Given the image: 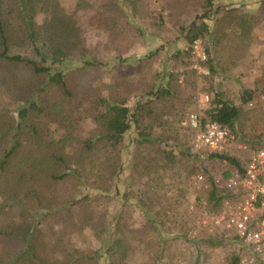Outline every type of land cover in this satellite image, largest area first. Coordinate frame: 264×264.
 <instances>
[{"label": "trees", "instance_id": "1", "mask_svg": "<svg viewBox=\"0 0 264 264\" xmlns=\"http://www.w3.org/2000/svg\"><path fill=\"white\" fill-rule=\"evenodd\" d=\"M122 1L108 0V5L125 11ZM243 1L241 8L249 9ZM52 2L0 0V183L9 179L19 182L18 200L0 204V264H56V253L69 258V264H76L78 258L93 263L106 258L102 264H125L135 251L133 240H141L149 229L154 232L165 227L170 219L168 206L160 208L166 194H149L146 180L143 190L135 189L142 175L164 168L175 173L181 165L185 170L198 158L187 150H168L166 142L151 130L156 112L177 113L176 82L170 74L152 67L159 50L125 60L116 51L110 63H105L89 58L79 48L73 55L80 68L68 69L62 51L46 55L36 43L42 29L52 35L60 32L57 26L62 25V18L54 16V21L42 26L35 20L38 12L53 7ZM173 2L185 13L189 0ZM191 3V8L202 13L181 33L179 44H184V52L178 49L170 58L177 59L181 53L192 56L191 43L201 39L207 56L203 65L214 74L215 50L226 47V41L233 45L239 37L250 39L263 16L241 11L238 5L219 6L218 0ZM55 9L53 15L60 12L57 6ZM259 10L263 13L264 0ZM125 61H130L129 72L119 67ZM83 68L100 72L99 78L91 80L98 83L93 89L75 81L76 76L83 77ZM217 69L222 74L223 69ZM143 70L149 79L136 87L140 91L131 108L135 87L130 72L142 75ZM244 94L242 100L247 101L253 92ZM215 106L210 121L226 127L232 140L249 145L251 153L264 145L247 130L248 111L220 94H215ZM85 118L92 121L94 129L88 138H81L77 123ZM130 130L133 135L128 140ZM218 153L209 152V157L233 166V175L242 174L243 167L236 159ZM180 156L186 157L185 163ZM227 199L237 196L210 183L206 202L211 209L220 208ZM111 203L119 208L109 212ZM134 208L145 213V232L126 224L127 211ZM74 233L93 236L102 246L66 252V237ZM82 252L85 255L80 256ZM231 262L238 264L239 258L233 256Z\"/></svg>", "mask_w": 264, "mask_h": 264}, {"label": "rangeland", "instance_id": "2", "mask_svg": "<svg viewBox=\"0 0 264 264\" xmlns=\"http://www.w3.org/2000/svg\"><path fill=\"white\" fill-rule=\"evenodd\" d=\"M51 1L53 7H46L38 12L35 20L42 26L46 22L54 21V16L62 18V25L57 26L60 32L52 35L42 29L37 35L36 43L46 55H51L55 50L62 51L67 56V61L63 64L68 69L75 71L80 68L81 65L76 62L78 58L73 55L79 48H82L83 54L89 58L105 63H110L116 51L121 55V59L125 60L159 50L153 59L155 63L152 67L153 69L156 67L155 71L163 70L170 74L176 82L177 113L169 116L156 112L150 122L151 130L155 137H161L166 142L168 150L172 148H178L174 151L187 150L198 158L196 164L190 162L185 170L181 165L175 173L164 168L155 173L152 170L150 174L142 175L135 189L143 190L146 180L149 186L146 191L149 194H166L160 208L168 206L167 216L170 219L165 223V227H159L154 232L150 231L151 229L145 232L147 224L145 213L137 208L127 211L126 224L136 230L145 229L146 236L141 240H133L135 251L126 259L125 264H231L233 256L239 258L243 254L242 248L221 232H209L200 228L197 222L203 218L202 215L216 214L222 209L223 204L220 208L211 209L206 202V193L210 189V183L217 188L225 189L226 181L234 174L235 168L225 161L211 159L208 151L195 150L196 131L189 127L188 120L195 114L203 121H210L216 108L215 94H220L222 98L231 100L249 112L247 130L257 135L260 145L264 143V10L263 13L259 10L262 0H244V4L246 2L250 5L249 9L248 6L241 8L239 4L242 0H218L219 6L238 5L241 11L250 10L251 13L262 15L263 20L251 31L250 39L231 37L235 40L233 45L230 43L231 40L226 41L224 42L226 47L220 51L215 50L217 53L213 55L215 58L213 67H216L214 74H211L206 65L196 62L190 55L181 53L177 59L170 58L178 49L184 52V44L182 46L179 44L182 40L181 33L185 26L202 13V11L196 13V10L191 8L192 0L186 3L185 13L182 14L178 6L173 5L175 0H123L122 7L125 11L121 12L109 6L108 0ZM44 2L45 0L43 4ZM55 6L60 12L57 11L56 15H53ZM128 65L130 61H125L120 63L119 67L129 72ZM218 66L223 69L222 74L218 72ZM83 69L81 71L83 77L76 76L75 81L79 86L86 85L93 89L98 83H92L91 80L99 78L100 72L93 68ZM142 73L143 77L130 72L129 79L133 82V88L135 87L132 91L133 99L130 101L131 108L140 91L136 87L149 79L145 70ZM248 91L253 92L252 98L243 101L244 93ZM205 97L208 98L206 102ZM77 124L78 135L81 138H88L94 129L92 121L85 118L80 119ZM132 135L133 131L130 130L126 135L127 139L129 140ZM254 143L257 145V141ZM251 151L253 149L249 145L241 144L233 138L218 154L236 159L241 167H244L252 154ZM179 159L183 164L186 157L180 156ZM152 185L155 188H152ZM18 198V180L9 179L0 183V204L5 200L15 202ZM232 201L227 199L223 203ZM110 207L109 212L119 208V205L111 203ZM110 221L112 222V219ZM108 231L109 234L112 233L111 226L108 227ZM85 235L74 233L66 237L65 251L95 250L102 246L98 239ZM83 255L85 252L80 254ZM56 258V264L71 262L63 253H56ZM79 259L76 264L96 263ZM99 259L96 264L105 263L107 260Z\"/></svg>", "mask_w": 264, "mask_h": 264}, {"label": "built area", "instance_id": "3", "mask_svg": "<svg viewBox=\"0 0 264 264\" xmlns=\"http://www.w3.org/2000/svg\"><path fill=\"white\" fill-rule=\"evenodd\" d=\"M190 50L196 62H206L201 39L194 40ZM188 121L189 127L196 131L194 148L197 151H222L232 140L226 127L215 122L203 121L195 114ZM225 189L237 199L223 203L216 214L202 215L197 225L209 232H221L241 247L244 252L238 264H264V145L250 155L241 175L228 178Z\"/></svg>", "mask_w": 264, "mask_h": 264}, {"label": "crops", "instance_id": "4", "mask_svg": "<svg viewBox=\"0 0 264 264\" xmlns=\"http://www.w3.org/2000/svg\"><path fill=\"white\" fill-rule=\"evenodd\" d=\"M196 13H197V11H196ZM196 13H195V15H197ZM213 109H214V108H213Z\"/></svg>", "mask_w": 264, "mask_h": 264}]
</instances>
